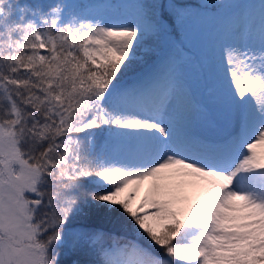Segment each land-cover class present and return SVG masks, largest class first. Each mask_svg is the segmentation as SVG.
I'll use <instances>...</instances> for the list:
<instances>
[{
  "label": "snow or ice",
  "instance_id": "snow-or-ice-1",
  "mask_svg": "<svg viewBox=\"0 0 264 264\" xmlns=\"http://www.w3.org/2000/svg\"><path fill=\"white\" fill-rule=\"evenodd\" d=\"M223 7L0 0V264H264V19L188 47Z\"/></svg>",
  "mask_w": 264,
  "mask_h": 264
},
{
  "label": "rangeland",
  "instance_id": "rangeland-1",
  "mask_svg": "<svg viewBox=\"0 0 264 264\" xmlns=\"http://www.w3.org/2000/svg\"><path fill=\"white\" fill-rule=\"evenodd\" d=\"M13 3H27L33 6L41 5L47 6L52 3H67L69 5H86L92 3L103 2V0H12ZM110 3H136L140 0H107ZM144 2H152V0H144ZM160 3H170L171 0H157ZM186 3H224V7L219 9L215 14L216 19H207L201 22L200 28L194 32L189 41L188 47L192 49L193 53L200 55L207 51L215 36L216 27L218 23H227L233 30H240L245 28H255L264 19V0H184ZM168 27L165 21V28ZM172 40L176 37L172 36ZM169 36L167 33H160L151 37L146 44L137 52L136 61L129 71L126 79L134 78L137 73L145 70L148 64L145 62L146 52H151L154 57H159L163 51L167 50ZM147 190V184L142 186L141 191L137 197L144 194ZM83 254L75 253L70 247H66L61 255L62 262L83 257Z\"/></svg>",
  "mask_w": 264,
  "mask_h": 264
},
{
  "label": "trees",
  "instance_id": "trees-1",
  "mask_svg": "<svg viewBox=\"0 0 264 264\" xmlns=\"http://www.w3.org/2000/svg\"><path fill=\"white\" fill-rule=\"evenodd\" d=\"M128 236L130 237L131 236V233H128ZM93 257H91V256H83V257H81V258H79V259H81V260H83V259H92Z\"/></svg>",
  "mask_w": 264,
  "mask_h": 264
}]
</instances>
